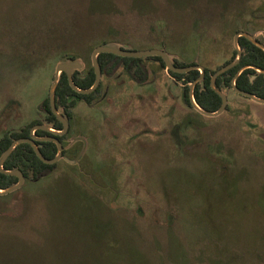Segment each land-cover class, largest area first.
<instances>
[{
  "label": "rangeland",
  "instance_id": "1",
  "mask_svg": "<svg viewBox=\"0 0 264 264\" xmlns=\"http://www.w3.org/2000/svg\"><path fill=\"white\" fill-rule=\"evenodd\" d=\"M99 31L212 69L238 31L264 44V0H0V136L42 117L58 56L84 67ZM144 65L101 76L54 170L0 196V264H264V104L227 91L204 117Z\"/></svg>",
  "mask_w": 264,
  "mask_h": 264
},
{
  "label": "trees",
  "instance_id": "2",
  "mask_svg": "<svg viewBox=\"0 0 264 264\" xmlns=\"http://www.w3.org/2000/svg\"><path fill=\"white\" fill-rule=\"evenodd\" d=\"M109 32H111V30ZM97 33H100L98 36L102 37L99 42L101 44L99 45L116 44L120 48H127L123 46L124 43L121 42L119 39L106 41L103 36L105 34H108V36H110L108 32L101 33V31H99ZM93 38L97 37L93 36ZM59 41H61V44L59 45L57 43L58 46H65L73 48V50H79L78 47L76 48L75 44H73L72 46L66 40ZM257 41L259 40L257 39ZM238 45L241 50V57L239 59V62L235 66L218 76L214 81V88L219 92L225 93L226 97L227 91H232L231 79L239 68L243 66H253L264 70V51L252 44L245 37L238 38ZM235 58L236 51L232 49L230 56L225 59L222 63L216 65L214 68L210 69L206 66H203V78L202 80L196 82L193 88V96L195 102L202 110L207 112H214L219 108L221 104V99L217 95V93L213 89H211L210 77L217 69L224 65H227L228 63H231L232 61H234ZM75 59H77L76 56L70 54H61L58 56V61ZM145 59L157 62L161 66L162 70H165L163 61L161 60V58L156 56H149L145 58H126L118 57L108 53H101L97 56V63L101 72V76H111L116 70V68L121 65L123 69H125L136 81L142 82L145 79L146 75V67L144 65ZM172 63L177 67H187L190 65H196L194 63L187 64L177 59H173ZM167 73L173 79L177 81H182L183 101L189 108H192L188 98V86L200 76L199 71L195 69L190 70L186 73L178 74L167 70ZM71 76L74 84L78 88H89L94 81V72L90 62H86V64L84 62L83 69L79 71H73ZM251 77H253L252 80ZM235 85L240 90L249 92L257 97L264 98V73H258L253 68L248 67L244 69L235 79ZM100 90L101 83L92 93L88 95L78 94L74 92L68 85L65 73H61L59 75V80L55 89V106L61 116L65 118L69 123L68 132L70 131V122L73 117L74 105L79 101H83L88 106L92 105L100 94ZM39 108L42 114V117L40 119L33 120L18 129L5 131L0 136V155L5 151V149L10 145L13 140L18 138L29 137V131L33 125L46 124L53 130H61V123L56 119V117L52 114L50 110L48 94L44 96L41 100ZM226 109L227 107L225 108V110ZM68 132L64 135L58 136L52 135L51 133L43 130H36L34 132V135L36 137H55L64 148V141L67 137ZM35 143L39 147V151L44 158L52 159L55 156L57 148L54 143L49 141H36ZM65 152V149H63L62 155H64ZM55 167L56 164L48 165L42 163L34 154L30 145L26 143L17 145L3 164L4 170H19L22 173L25 181L31 183L39 181L41 178L52 172ZM16 182V177L6 175L0 172V189L8 188L14 185Z\"/></svg>",
  "mask_w": 264,
  "mask_h": 264
},
{
  "label": "water",
  "instance_id": "3",
  "mask_svg": "<svg viewBox=\"0 0 264 264\" xmlns=\"http://www.w3.org/2000/svg\"><path fill=\"white\" fill-rule=\"evenodd\" d=\"M239 37H245L252 44H254L255 46L259 47L262 51H264V44L257 41V39L253 35L248 34L247 32H244V31H238L234 34V36H233V48L236 51V58L231 63H228L227 65H224V66L220 67L219 69H217L210 77V87H211V89H213L217 93V95L221 99V104H220L219 108L214 112H207V111L202 110L197 105V103L195 102V99L193 96V88H194L195 83L202 80V78H203V67L200 65H190L187 67H177L172 63L171 56L162 49H156L155 48V49L135 50V49H128V48H120L116 44L96 46L91 51V54H90V63H91V67H92L93 72H94V81H93L92 85L87 89L78 88L74 84V82L72 80V76H71L73 71L82 70L83 64L77 59L59 61L58 63H56V65L54 67L53 77H52L51 83H50L49 88H48V100H49L50 110H51L52 114L56 117V119L61 123L62 128L60 131H56V130H53L52 128H50L49 126H47L46 124L33 125L30 128L29 137L18 138V139L13 140L10 143V145L0 155V172L3 174H6V175L16 177L17 182L8 188L0 189V196L8 195L10 193L17 191L18 189H20L22 187V185L25 182V179L19 170H16V169L15 170H4L3 169V164H4L5 160L7 159V157L10 155V153L13 151V149L17 145L22 144V143L29 144L30 147L32 148L34 154L44 164H48V165L55 164L62 157L63 146L55 137L39 138V137H36L34 135V132L36 130H43V131L51 133L52 135L61 136V135L66 134L68 129H69L68 121L61 116V114L58 112V110L55 106V89H56V86H57V83L59 80V75L61 73H65L68 85L70 86V88L74 92H76L78 94L88 95V94L92 93L100 84L101 72H100V69H99V66L97 63V56L99 54L108 53V54H112V55H115L118 57H126V58H145V57H149V56H156V57L161 58V60L164 63L165 69L169 70L173 73L182 74V73H186L190 70H195V69L198 70L200 73V76L195 81L190 83L188 86L189 103H190L191 107L198 114H200L204 117H217L225 111V108L227 106V97H226L225 93L219 92L214 88V81L218 76H220L221 74H223L224 72H226L228 69L232 68L233 66H235L239 62V59L241 57V50H240L239 45H238V38ZM248 67L255 69L258 73H264V70H262V69H259V68L253 67V66H243V67L238 69V71L235 73V75L231 79V89L237 95L248 98L252 102H255L257 104H264V98H260V97H257L255 95L249 93V92L240 90L235 85V79L239 76V74L244 69H246ZM252 79H253V77H251V80ZM36 141H49V142L54 143L56 145V148H57V152H56L55 156L52 159L44 158L39 151V147L35 143Z\"/></svg>",
  "mask_w": 264,
  "mask_h": 264
},
{
  "label": "flooded vegetation",
  "instance_id": "4",
  "mask_svg": "<svg viewBox=\"0 0 264 264\" xmlns=\"http://www.w3.org/2000/svg\"><path fill=\"white\" fill-rule=\"evenodd\" d=\"M257 39V38H256ZM260 42V41H259ZM262 43V42H261ZM68 132V131H67ZM39 138H43V137H39ZM37 142H41V141H37ZM44 142H47V141H44ZM64 149V148H63ZM63 152V151H62ZM63 156V155H62Z\"/></svg>",
  "mask_w": 264,
  "mask_h": 264
}]
</instances>
